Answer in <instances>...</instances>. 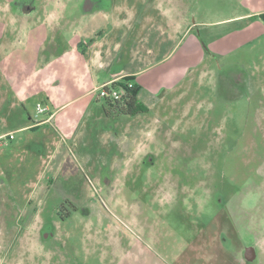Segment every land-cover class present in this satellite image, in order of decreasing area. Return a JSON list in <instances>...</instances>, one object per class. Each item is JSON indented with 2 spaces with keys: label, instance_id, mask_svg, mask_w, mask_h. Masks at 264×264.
Instances as JSON below:
<instances>
[{
  "label": "rangeland",
  "instance_id": "1",
  "mask_svg": "<svg viewBox=\"0 0 264 264\" xmlns=\"http://www.w3.org/2000/svg\"><path fill=\"white\" fill-rule=\"evenodd\" d=\"M15 1L27 0H0V264H264V35L219 59L217 87L206 76L172 113L107 115L96 89L83 112L78 102L43 122L45 93L31 81L56 60L59 25L46 15L61 11ZM149 1L197 20L206 44L209 23L243 0ZM134 34L111 72L131 68ZM55 63L53 76L69 72Z\"/></svg>",
  "mask_w": 264,
  "mask_h": 264
},
{
  "label": "crops",
  "instance_id": "2",
  "mask_svg": "<svg viewBox=\"0 0 264 264\" xmlns=\"http://www.w3.org/2000/svg\"><path fill=\"white\" fill-rule=\"evenodd\" d=\"M56 2L59 3L60 14L50 15L49 12L46 15L49 20L57 19L59 25L56 32L53 31L56 38L53 47L58 46V53L54 55L56 60L50 57L45 64L47 75L31 81L36 89L45 93L43 102L50 109L49 118L43 122L54 119L78 102H82L78 112H83L82 109L93 104V95L98 86L113 80L122 81L125 76L134 78L139 87L137 98L147 108L146 112L139 114L172 113L171 107H176L179 101L195 99L190 94L203 90L206 76L209 85L217 87L214 76L219 59L230 57L245 48L251 49L264 35V20L258 17L264 13V0H243L241 10L210 22L208 26L212 29L206 31L204 36L206 44L194 33L197 20L192 17L188 19L178 7L166 9L161 1L152 3L139 0L138 3L142 2L145 8L138 7V3L119 6L113 0ZM68 9L70 13H67ZM146 11H156L159 16L154 20L152 14L146 15ZM128 32L135 33L137 40L132 55L126 52L131 68L111 72V68L117 66L115 53L117 56L124 55L125 51L130 50L131 42L136 43ZM84 36L92 39L90 45L85 43L87 40ZM110 55L112 57L106 60ZM55 62L69 72L53 76L50 71L56 66ZM69 74L72 77H65ZM62 81L71 83L76 89L69 98H64L63 93L53 86ZM224 86L233 94L237 92L235 87ZM94 99L100 102L99 97ZM30 126L22 125L19 129ZM247 255L253 256L251 249L247 250Z\"/></svg>",
  "mask_w": 264,
  "mask_h": 264
},
{
  "label": "trees",
  "instance_id": "3",
  "mask_svg": "<svg viewBox=\"0 0 264 264\" xmlns=\"http://www.w3.org/2000/svg\"><path fill=\"white\" fill-rule=\"evenodd\" d=\"M258 17L264 20V13L258 15ZM133 80V77L125 76L122 81H117L114 83V85H125L127 81L133 82V86L131 88L127 86L128 92L122 100L112 101L108 99H102L104 101V111L107 115L115 114L134 116L147 111V108L144 107L137 98L139 87Z\"/></svg>",
  "mask_w": 264,
  "mask_h": 264
},
{
  "label": "built area",
  "instance_id": "4",
  "mask_svg": "<svg viewBox=\"0 0 264 264\" xmlns=\"http://www.w3.org/2000/svg\"><path fill=\"white\" fill-rule=\"evenodd\" d=\"M116 80L113 81H109L106 82L104 84H102L101 86H99L97 88L98 90V96L100 99H108V100H122L123 97L127 94L128 87H132L133 86V82L132 81H127L125 83V85H114V83H116ZM49 106L45 103H38L37 104V111L38 113H48L49 112ZM8 137L9 139H14V133L13 132H9L6 135H4V137Z\"/></svg>",
  "mask_w": 264,
  "mask_h": 264
},
{
  "label": "flooded vegetation",
  "instance_id": "5",
  "mask_svg": "<svg viewBox=\"0 0 264 264\" xmlns=\"http://www.w3.org/2000/svg\"><path fill=\"white\" fill-rule=\"evenodd\" d=\"M13 6L15 5L17 7V5H19V7L24 8L25 11L29 10V8L31 10H33V4H31L28 0L26 2L24 1H15L13 3H11ZM29 4H31L30 6H28ZM25 13V12H24Z\"/></svg>",
  "mask_w": 264,
  "mask_h": 264
}]
</instances>
